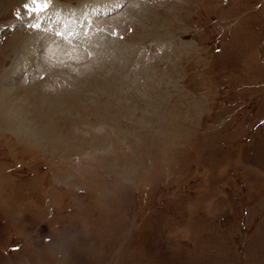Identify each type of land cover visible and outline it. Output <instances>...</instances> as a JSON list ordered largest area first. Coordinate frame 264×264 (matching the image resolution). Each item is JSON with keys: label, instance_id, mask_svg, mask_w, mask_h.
I'll return each mask as SVG.
<instances>
[{"label": "rangeland", "instance_id": "rangeland-1", "mask_svg": "<svg viewBox=\"0 0 264 264\" xmlns=\"http://www.w3.org/2000/svg\"><path fill=\"white\" fill-rule=\"evenodd\" d=\"M26 4L0 0L29 128L0 121V264H264V0Z\"/></svg>", "mask_w": 264, "mask_h": 264}, {"label": "bare ground", "instance_id": "bare-ground-1", "mask_svg": "<svg viewBox=\"0 0 264 264\" xmlns=\"http://www.w3.org/2000/svg\"><path fill=\"white\" fill-rule=\"evenodd\" d=\"M19 95L20 94L14 93V91L12 89H6V88H4L3 85H1V89H0V121L2 122V118H3L5 124H8L9 129H11L14 133H17L18 136L20 135V132H19L20 129H23V130L24 129H29L28 126L25 124L26 121H24L25 125H23L22 122L19 125H17V126L14 125V121L16 120L17 116H19L22 113H24L25 109H26V105H24L25 108H22L20 106V104H19V102H20L19 101L20 100ZM39 131H41L42 134H39L38 131H36V134L39 135L40 137H42L43 135L45 137L46 136L45 134H48L47 130H39ZM24 135H27L25 133V130H24Z\"/></svg>", "mask_w": 264, "mask_h": 264}, {"label": "snow or ice", "instance_id": "snow-or-ice-1", "mask_svg": "<svg viewBox=\"0 0 264 264\" xmlns=\"http://www.w3.org/2000/svg\"><path fill=\"white\" fill-rule=\"evenodd\" d=\"M47 0H31V4H26L24 6V11L28 13V19L31 20L34 17L38 18L41 14L46 11L45 4ZM32 5H35L33 7ZM17 19H22L21 16H17Z\"/></svg>", "mask_w": 264, "mask_h": 264}]
</instances>
